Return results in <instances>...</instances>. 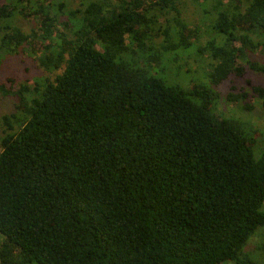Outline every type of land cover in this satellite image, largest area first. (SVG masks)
Here are the masks:
<instances>
[{"label":"trees","instance_id":"trees-1","mask_svg":"<svg viewBox=\"0 0 264 264\" xmlns=\"http://www.w3.org/2000/svg\"><path fill=\"white\" fill-rule=\"evenodd\" d=\"M185 2L0 0V61L45 73L0 81V264H258L264 142L213 87L264 75V0ZM190 52L207 86L170 80ZM233 87L264 115V86Z\"/></svg>","mask_w":264,"mask_h":264},{"label":"rangeland","instance_id":"rangeland-1","mask_svg":"<svg viewBox=\"0 0 264 264\" xmlns=\"http://www.w3.org/2000/svg\"><path fill=\"white\" fill-rule=\"evenodd\" d=\"M74 7H79L82 3H86L89 0H70ZM204 0H186L183 7L184 15L190 20H200L202 11L201 4ZM9 21V19H7ZM36 43V42H35ZM38 44V42L36 43ZM37 47V45H35ZM27 55V54H26ZM0 61V81L8 80H27L28 83H32V80L36 76H40L42 71H38L33 67L31 56L23 55H9L5 54ZM211 57L208 53L201 57L196 56L190 52L185 55L177 65L182 72L181 76H176L175 72L170 75L171 81L179 82L183 87L192 88L193 86H207V79L202 76V73L207 69ZM32 63V64H31ZM45 75V73H43ZM164 74V73H163ZM165 75V74H164ZM166 77V75H165ZM13 82V83H14ZM170 82V81H168ZM172 83V82H171ZM8 84V83H7ZM262 85L264 86V75L257 73L251 69H247L244 75L241 77L232 76L230 79L222 82L220 85L213 87L219 91V96L216 100L215 108L217 111L223 112L226 116H239L241 119L247 121V129L250 132L252 142L256 145H260L264 142V115H262L260 108L257 106L253 98L249 99L254 109L252 111L240 110L238 105L229 103L226 100V95L234 86L236 89L247 91L250 85ZM233 87V88H234ZM241 103V101H239ZM244 102V101H243ZM11 110L10 104H5L4 99H0V114L5 111ZM234 116V117H235ZM1 240V238H0ZM247 248V255L253 258L258 264H264V227L258 228L248 238L245 245ZM221 264H231L229 261H224Z\"/></svg>","mask_w":264,"mask_h":264}]
</instances>
